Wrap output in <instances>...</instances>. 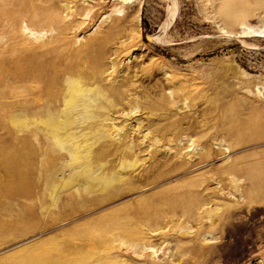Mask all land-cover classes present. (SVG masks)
I'll return each mask as SVG.
<instances>
[{"label":"rangeland","instance_id":"374dc122","mask_svg":"<svg viewBox=\"0 0 264 264\" xmlns=\"http://www.w3.org/2000/svg\"><path fill=\"white\" fill-rule=\"evenodd\" d=\"M139 1L140 9L126 30L114 34L106 46L109 62L119 64V76L127 69L136 72L143 101L159 100L155 116L137 113L135 119L151 118L167 128L184 119L191 129L184 134H174L179 128L173 129L167 136L173 143L157 144L161 152L156 158L169 160L156 173L164 177L102 210L81 212L47 228H41L47 218L28 217L9 227V220L28 214V203L0 196V264H10L4 260L10 255L14 264H29L37 250L22 249L38 233H42L38 239L62 240L68 237L66 232L82 231L92 218L164 189L180 194L183 201L158 206L147 222L127 223L130 235L122 236L124 247L143 236L152 241L160 248L155 260L148 256L150 251L139 257L123 245L117 247L110 238L114 229L97 238V249L132 264H264V36L242 33L245 24L264 28V0H137L135 4ZM82 2L73 1L71 6L75 9ZM86 3L94 6L90 15L66 18L78 24L64 36L63 48L80 49L114 15L126 12L112 13L119 0ZM22 26L13 33L6 24L0 36V80L5 81L1 90L20 89L21 84L7 79L4 71L23 63L29 57L27 48L42 46L38 51L43 53L59 45L48 43L56 31ZM47 52L43 61H53V49ZM135 119L129 122L136 124ZM175 161L183 166L175 167ZM4 202L12 203L6 213Z\"/></svg>","mask_w":264,"mask_h":264},{"label":"bare ground","instance_id":"6f19581e","mask_svg":"<svg viewBox=\"0 0 264 264\" xmlns=\"http://www.w3.org/2000/svg\"><path fill=\"white\" fill-rule=\"evenodd\" d=\"M73 1L78 2L0 0V36L6 24L15 33L26 23L25 29L31 31H56L48 43L59 44L52 47L51 59L55 62L43 61L47 51L52 50L44 44L48 50L39 53L42 46L27 48L29 57L23 63L16 62L14 71H4L7 79L21 86L14 91L0 89V196L28 203V214L9 220V227L28 217L47 218L48 222L41 224V228H47L81 212L102 210L126 193L154 185L164 177L156 173L169 165V160L156 158L161 152L157 144L165 147L173 143L174 139L167 137L173 129L179 128L174 134L191 129L184 125V119L169 128L151 118L146 122L135 119L137 113L155 116L159 100L146 97L143 101L144 95L137 90L136 72L127 69L119 76V64L109 62L108 42L117 32L126 30L140 9V1L136 5L137 0H119L112 13L126 10L125 14L114 15L91 42L69 50L61 42L78 23L66 18L88 16L94 10L86 0L74 9ZM242 33L264 36V28L245 24ZM2 83L5 81L0 80V88ZM168 89L176 93L171 84ZM133 119L136 124L129 122ZM17 158L21 161L14 162ZM174 166L183 164L177 161ZM9 176L14 179H3ZM182 201L181 195L170 189L144 194L92 218L78 233L66 232L68 237L62 240L38 239L42 235L38 233L22 250H37L29 264H132L113 252L102 254L97 249L99 237L114 229L110 238L121 248L122 236L130 232L124 225L147 222L158 206ZM11 202L8 206L4 202L5 213ZM143 237L123 247L139 257L150 251L148 256L155 260L160 248ZM4 260L14 264L12 255Z\"/></svg>","mask_w":264,"mask_h":264}]
</instances>
